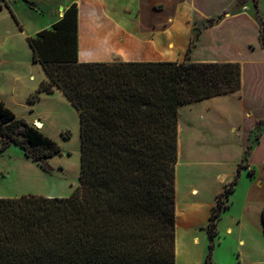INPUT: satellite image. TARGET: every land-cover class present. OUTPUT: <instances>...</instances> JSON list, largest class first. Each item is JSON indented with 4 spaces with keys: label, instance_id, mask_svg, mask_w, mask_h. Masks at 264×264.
<instances>
[{
    "label": "trees",
    "instance_id": "16d2710c",
    "mask_svg": "<svg viewBox=\"0 0 264 264\" xmlns=\"http://www.w3.org/2000/svg\"><path fill=\"white\" fill-rule=\"evenodd\" d=\"M253 3L260 17L259 0ZM78 30L74 2L27 40L48 76L32 101L58 88L80 113L81 184L65 197H0V264H176L179 107L238 91L242 64L193 61L191 45L182 61L81 62ZM260 35L264 42L263 26ZM0 137V151L19 145L44 170L50 168L44 160L61 151L2 100ZM237 182L226 185L212 208L204 264H213L218 222L228 207L221 208V198L227 201Z\"/></svg>",
    "mask_w": 264,
    "mask_h": 264
},
{
    "label": "rangeland",
    "instance_id": "374dc122",
    "mask_svg": "<svg viewBox=\"0 0 264 264\" xmlns=\"http://www.w3.org/2000/svg\"><path fill=\"white\" fill-rule=\"evenodd\" d=\"M30 1L33 5L25 0H0V5L3 6L0 9V100L4 101L17 116L25 118L30 124L57 141L61 151L44 160L50 166L48 170L42 168V162L27 156L23 147L14 143L6 150L0 151V197H17L24 194L65 197L73 193L81 184L80 113L58 88H55L53 93H40L36 100L32 101L34 93L47 76L43 66L34 62L27 37L36 36L41 29L52 27L51 21L59 5L55 3L56 0ZM189 1L199 11L189 8L187 3H182L172 15L171 21L165 25L166 28H170L172 36V53L169 60L182 61L185 58L187 47L180 49L179 37L184 44L187 36H190L193 39L189 51L191 60L205 61L223 58L239 61L243 66L245 92H249L252 100L258 105H263L264 108V42L260 35L262 26L264 27V0H259L260 17H257L251 0ZM5 3L10 5L17 19L13 17L9 8H6ZM129 5L127 2L122 9H127ZM133 5L134 3H131V6ZM174 9L172 5L168 10ZM242 13V16L235 17ZM204 16L208 18L204 19ZM211 17L216 20L211 22ZM181 18H185L186 22H182ZM222 20L227 21L214 28L206 41L200 43L201 50L198 49L194 40L198 37L196 38L195 35L199 32L200 36L205 26L216 25ZM98 30H100L99 27L85 20L84 40L86 36L90 38L91 31H97L99 35ZM214 42L218 44L215 46ZM92 44L101 48L98 41H92ZM235 98L236 96L233 97L231 104H220L231 106L230 113L226 117L221 119L219 116L218 130L223 132L221 140L215 142L211 148L192 152L193 154L183 151L184 159L187 156V158L215 163L218 166V163L229 164L240 158V136L238 131H231L234 128L239 129L240 124V116L234 108ZM202 108L203 106L199 105L196 110ZM263 108L257 113L258 119H263L257 120L255 126H252V132L246 140L248 145L253 146L264 133ZM213 117L218 120L217 115ZM39 121L42 123L40 128L36 125ZM229 143L231 146L228 145ZM1 146L0 137V149ZM244 163L246 160L242 162ZM218 185L220 186L221 183ZM225 204L226 198L222 197L221 208L225 207ZM219 236L220 234L218 238ZM216 239H214L215 242ZM210 243L209 237L208 253L211 251ZM188 244L178 240L176 264H187L184 262L185 258L190 255L194 258L200 254V243L192 247ZM213 250L214 248L212 254ZM220 251L224 259L232 258L227 242L223 244Z\"/></svg>",
    "mask_w": 264,
    "mask_h": 264
},
{
    "label": "crops",
    "instance_id": "0c3cea01",
    "mask_svg": "<svg viewBox=\"0 0 264 264\" xmlns=\"http://www.w3.org/2000/svg\"><path fill=\"white\" fill-rule=\"evenodd\" d=\"M74 2L78 4V55L81 62L171 61L169 56L172 53V36L170 28H166L165 25L171 21L172 15L182 3H187L189 8L198 10L194 4L189 3V0H56L55 3H58L59 7L55 9L50 26L61 19L65 10ZM127 2L130 5L126 6L127 9H122ZM131 3L134 5L131 6ZM172 5L175 9L168 10ZM242 15L243 13L235 17ZM85 20L99 27L100 34L91 31L90 38L86 36L84 40ZM180 20L186 22L185 18ZM226 21L205 26L195 40V46L200 49V43L206 41L210 32ZM92 41H98L101 48L94 46ZM179 42L181 50L186 47L188 50L192 39L187 36L183 44L179 37ZM217 44L214 42L215 46ZM205 61L231 60L222 58ZM244 83L242 66V87L238 91L179 107L176 247L178 240L189 243L190 247L201 244L198 256L192 258L190 255L184 259L187 264H204L208 253L207 226L212 208L217 205L219 195L224 192L226 185L236 177L238 182L226 201L228 207L223 211L218 222L220 236L215 237L216 242L214 240L213 264H264V133L253 144L246 163L242 164L248 145L246 140L249 139L256 121L263 119H258L257 116L263 105H258L252 100L249 92H245ZM234 96H236L234 108L240 116V124L239 129L234 128L231 131H238L240 136V158L229 164L218 163V166L215 163L203 162L187 156L184 159L183 151L193 154L192 152L195 151L209 149L215 142L221 140L223 132L218 130L219 116L221 119L226 117L230 113L231 106L220 104H231ZM199 105L203 108L196 110ZM214 115L218 116V120L214 119ZM228 145L231 146L230 143ZM240 164H242L241 169ZM215 185L218 187L215 188ZM226 242L232 258L224 259L220 249Z\"/></svg>",
    "mask_w": 264,
    "mask_h": 264
},
{
    "label": "bare ground",
    "instance_id": "6f19581e",
    "mask_svg": "<svg viewBox=\"0 0 264 264\" xmlns=\"http://www.w3.org/2000/svg\"><path fill=\"white\" fill-rule=\"evenodd\" d=\"M39 122H40V121H39ZM36 125L39 126V128H40V127L42 126V123L40 122L39 125H38V124H36Z\"/></svg>",
    "mask_w": 264,
    "mask_h": 264
},
{
    "label": "water",
    "instance_id": "95a60500",
    "mask_svg": "<svg viewBox=\"0 0 264 264\" xmlns=\"http://www.w3.org/2000/svg\"><path fill=\"white\" fill-rule=\"evenodd\" d=\"M40 122H37V124L39 125Z\"/></svg>",
    "mask_w": 264,
    "mask_h": 264
}]
</instances>
